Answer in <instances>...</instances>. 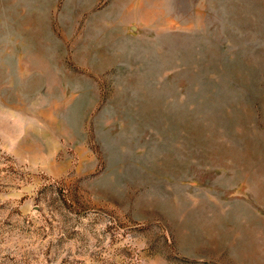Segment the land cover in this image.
Returning <instances> with one entry per match:
<instances>
[{
    "label": "rangeland",
    "instance_id": "obj_1",
    "mask_svg": "<svg viewBox=\"0 0 264 264\" xmlns=\"http://www.w3.org/2000/svg\"><path fill=\"white\" fill-rule=\"evenodd\" d=\"M0 264H264V0H0Z\"/></svg>",
    "mask_w": 264,
    "mask_h": 264
}]
</instances>
